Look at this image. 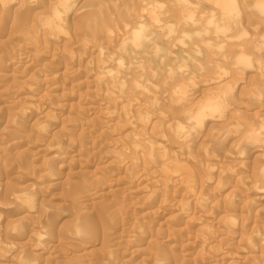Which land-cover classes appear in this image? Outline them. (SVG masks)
I'll list each match as a JSON object with an SVG mask.
<instances>
[{"label": "rangeland", "instance_id": "rangeland-1", "mask_svg": "<svg viewBox=\"0 0 264 264\" xmlns=\"http://www.w3.org/2000/svg\"><path fill=\"white\" fill-rule=\"evenodd\" d=\"M182 1L0 0V264H264V0Z\"/></svg>", "mask_w": 264, "mask_h": 264}, {"label": "bare ground", "instance_id": "bare-ground-1", "mask_svg": "<svg viewBox=\"0 0 264 264\" xmlns=\"http://www.w3.org/2000/svg\"><path fill=\"white\" fill-rule=\"evenodd\" d=\"M162 1V0H161ZM209 1V0H208ZM227 0H225V2H226ZM232 1V0H231ZM257 1V0H256ZM261 1V0H260ZM260 1H257L256 3H255V5L256 6H254L255 8H258L259 6H261V4L260 3H263V1L262 2H260ZM152 2V1H151ZM183 3H185V4H187L186 2H189V1H186V0H183L182 1ZM181 2V3H182ZM214 2H215V0H214ZM233 2V1H232ZM232 2H230V5L232 4ZM153 3V2H152ZM253 4V3H252ZM163 5V4H162ZM194 6V5H193ZM215 6V9L216 8H218V9H221L222 7H221V5H220V3L218 2H216V4L214 5ZM160 8H161V6H159ZM186 7V6H185ZM234 7H236V6H234ZM151 8V7H150ZM179 8V7H178ZM230 8V7H229ZM238 8V7H237ZM184 9V8H183ZM223 9V8H222ZM60 10V9H59ZM58 10V11H59ZM63 10V9H62ZM61 10V11H62ZM158 10V9H157ZM185 10V9H184ZM212 12H214V9L212 10V8L210 9ZM229 10V9H228ZM234 10L236 11V9L234 8ZM260 10V9H259ZM156 11V10H155ZM163 11V10H162ZM230 11V10H229ZM261 11V10H260ZM190 12V14H191V17L192 16H194L195 14H196V12H195V10L194 9H191V11H189ZM234 12V11H233ZM254 12V11H253ZM259 12V11H258ZM151 13H153V12H151ZM158 13H159V11H158ZM158 13H155V14H157L158 15ZM161 13V12H160ZM186 13V12H185ZM209 13V12H208ZM231 13V12H230ZM235 13V12H234ZM233 13V14H234ZM184 14V13H183ZM187 14H189L188 12H187ZM211 14V13H210ZM233 14H231V16H229V17H233L234 15ZM208 15V14H207ZM220 15V14H219ZM222 15L223 16H226V15H229V13L227 12V10H225L224 9V11H222ZM186 16V15H185ZM217 16V15H216ZM157 17V16H156ZM158 17H160V16H158ZM190 17V16H189ZM213 17V16H212ZM215 17V16H214ZM228 17V18H229ZM223 19H224V17H222ZM231 18H229V19H231ZM234 18V17H233ZM232 18V19H233ZM154 19V18H153ZM192 19V18H191ZM209 19V21H207V23H206V26L207 27H210L211 29H212V27H215L216 29L215 30H218V24H219V20H217V18L215 17V18H211V17H208L207 18V20ZM219 19H221L220 18V16H219ZM231 19V20H232ZM230 20V21H231ZM234 21V20H233ZM221 22L224 24V22L222 21V19H221ZM235 22V21H234ZM237 22L238 21H236V23L235 24H237ZM168 23V22H167ZM205 24V23H204ZM228 24V23H227ZM55 25V24H54ZM219 25H221V24H219ZM239 25V24H238ZM262 25V24H261ZM140 26V25H139ZM167 26V25H166ZM170 26V25H169ZM223 26V25H222ZM230 25H227L226 27H223V31H221V34H224L225 32H227V30H229V27ZM242 26V25H241ZM59 27V26H58ZM162 27V26H161ZM218 27V28H217ZM229 27V28H228ZM236 27H237V25H236ZM243 27H245V26H243ZM240 28V27H239ZM196 29H198V28H196ZM210 29V30H211ZM220 29V28H219ZM241 29V31H237L238 33H239V35H244L245 33L244 32H246L247 33V31H246V29L244 28V32L242 31V28H240ZM136 30V29H135ZM143 30H144V26H140L136 31H134L135 32V34H134V36L132 37V39H134V38H142L145 34H144V32H143ZM209 30V31H210ZM215 30H212V31H215ZM222 30V29H221ZM238 30V29H237ZM46 31V30H45ZM49 31V30H48ZM178 31V30H177ZM203 31V30H202ZM205 31V30H204ZM47 32V31H46ZM106 33V32H105ZM180 33V32H179ZM194 33V32H193ZM235 33V32H234ZM261 33V32H260ZM174 34V33H173ZM181 34V33H180ZM227 34V33H226ZM191 35V34H190ZM193 35V34H192ZM203 35V34H202ZM247 35V34H246ZM246 35H244V36H246ZM50 36V35H49ZM132 36V35H131ZM146 36V35H145ZM197 36V35H196ZM143 38H145V37H143ZM185 38V37H184ZM213 38V37H212ZM235 38H237V36L235 35V36H228L227 38H225L226 40L225 41H227V40H232V39H235ZM243 38V37H242ZM248 38V37H247ZM264 38V37H263ZM222 41V40H221ZM223 41H224V39H223ZM228 42V41H227ZM226 42H221V43H219L218 42V44L216 43L215 45L217 46V47H215V48H218V47H222L224 44H225ZM241 43V42H240ZM227 44V43H226ZM256 44V43H255ZM242 45V44H241ZM156 49H157V47H156ZM240 49V48H239ZM251 49V48H250ZM243 51V50H242ZM249 51V50H248ZM243 54V53H242ZM242 54L241 55H239L240 57L242 56ZM245 54V53H244ZM243 54V55H244ZM246 55H248V53L246 54ZM244 58H245V60H243V59H240V61H248L247 59H248V56H246L245 57V55L243 56ZM247 58V59H246ZM247 63V62H246ZM218 72V71H217ZM183 74V73H182ZM256 75V74H255ZM264 79V71H261V73H259V75H256V77H255V79H253L254 80V82H253V84L254 85H258V84H260V82L262 81ZM165 80V79H164ZM221 81V80H220ZM220 81H218V80H215L214 82H212V83H214V84H216V86H219V85H221L220 84ZM227 84V83H226ZM202 86V85H201ZM250 91V90H249ZM157 95V94H156ZM258 95V94H257ZM252 96H254V95H252ZM227 98V97H226ZM182 98L180 97V100H181ZM242 99V98H241ZM133 102V101H132ZM133 104V103H132ZM203 105V104H202ZM125 108V107H124ZM194 108V107H193ZM204 108V107H203ZM209 108V107H208ZM201 110V109H200ZM200 112H202V111H200ZM103 113V112H102ZM107 114V113H106ZM191 122V121H190ZM185 123V122H184ZM164 124V123H163ZM161 128V127H160ZM178 128V127H177ZM180 132V131H179ZM183 132V131H182ZM192 144V143H191ZM210 153V152H209ZM191 158H192V156H191ZM222 168V167H221ZM240 177V176H239ZM19 205H20V201H14L13 203H12V209H15L16 207H19ZM10 206V205H9ZM196 220V219H195Z\"/></svg>", "mask_w": 264, "mask_h": 264}]
</instances>
